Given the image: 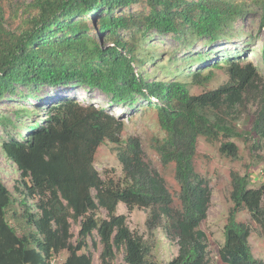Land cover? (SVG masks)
<instances>
[{
  "label": "trees",
  "instance_id": "obj_1",
  "mask_svg": "<svg viewBox=\"0 0 264 264\" xmlns=\"http://www.w3.org/2000/svg\"><path fill=\"white\" fill-rule=\"evenodd\" d=\"M252 1L264 26V0ZM139 4L144 9L126 11ZM248 10L244 2L233 0H0V101L21 100L28 107L42 87L74 84L101 93L121 110L145 102L156 111L164 132L154 150L163 166L174 164L179 187L175 200L138 142L122 145L124 123L118 114L73 97L44 105L42 123H27L25 137L19 133L0 143L23 188L16 201L0 180V264H51L63 251L64 264H93L82 252L88 239L94 248L100 246L99 264H117L120 254L123 264H162L148 260L150 245L130 230L126 215L116 214L119 203L129 213L148 209L149 233L165 223L166 236L178 247L165 264H208V238L200 226L207 218L211 189L194 168L197 140L242 138L237 123L244 96L261 77L239 53H230L231 58L218 55L219 60L211 62L210 50L201 54L192 46L229 40L230 28ZM151 33L170 36L194 53L170 60L181 62L174 69L160 68L157 56L142 50ZM262 56L264 70V47ZM205 63L208 71L202 76L197 65ZM146 64L154 71L147 73ZM221 67L228 75L225 84L190 94L189 83L208 82L213 69ZM157 71L174 73L173 79H155ZM260 96L262 107L249 134L264 139V84ZM26 107L15 111V117H24ZM105 141L117 146L122 184L102 179L94 167L95 153ZM237 151L230 141L219 147L232 159ZM249 177L230 173L232 207L218 249L224 264H263L249 247L251 228L236 219L245 211L264 232V184L251 188ZM15 203L27 229L22 234L7 217ZM101 209L106 218H98ZM72 223L79 224L75 242Z\"/></svg>",
  "mask_w": 264,
  "mask_h": 264
},
{
  "label": "rangeland",
  "instance_id": "obj_2",
  "mask_svg": "<svg viewBox=\"0 0 264 264\" xmlns=\"http://www.w3.org/2000/svg\"><path fill=\"white\" fill-rule=\"evenodd\" d=\"M29 1L31 0H12V3ZM233 1L244 2L249 10L242 18L237 19L232 28H230L229 36L231 38L227 41L219 40L208 47H204L201 43H196L192 46L194 52L201 54H205L207 50H210L211 62L218 61V55L231 58L233 54L230 53H239L241 59H244V63L249 61L252 66L258 68L261 77L244 96L245 108L237 123L239 132L244 133L242 138L211 141L204 137H199L197 140L194 168L196 172L209 180L211 189V201L207 210V218L200 226V229L208 238V264H224L218 257V249L223 244V227L226 223L228 211L232 207L229 198L231 190L230 173L248 174L251 188H258L261 184H264V139H259L256 135L251 136L249 134L262 107L260 93L264 84L262 66L264 26L260 24L261 11L253 4L252 0ZM144 7V4L134 5L126 9V11H140ZM126 36L128 35L126 34ZM142 48L144 53L155 54L157 56L156 62H159L158 67L163 69L178 67L181 63L180 61L171 63L170 60H182L187 55L194 53L191 50H188V52L184 51V47L180 46L172 37L159 36L156 33L150 34L149 39L146 44H143ZM228 53L230 55H227ZM208 65L209 63L197 65V69L201 71L202 76L207 74ZM145 71L147 73L153 72V66L146 64ZM185 72L183 71V76L186 74ZM212 72V77L208 82L201 85L189 83L191 95H199L205 91L216 89L228 81L225 67L213 69ZM173 75L174 73L157 71L155 79H173ZM177 78L179 80L184 79L182 76ZM186 81L190 82L191 79L186 78ZM18 92L26 93L29 91L18 88ZM35 96L36 99L29 100L30 105L28 107L24 106L27 104L21 100L3 98L0 101V143L4 140H9L11 137H16L19 133L25 137L27 133L23 129L27 127V123H33L35 120L38 123H42L44 116L42 108L44 105H49L66 97H73L81 104H93L113 114H118L124 123V129L120 135L122 145L128 144L131 140L138 142L145 154V159L151 162L164 180L168 192L176 200L179 187L174 179V164L163 166L154 150L155 143L164 138V132L158 124L156 111L147 108L145 102L135 104L133 109L121 110L118 107L109 105L108 99L101 93L75 86L74 84L56 88L42 87L35 93ZM21 106L26 107L28 113L26 112V115L22 118H16L14 112L21 109ZM225 141H230L236 145L238 151L234 159L225 157L219 152L221 143ZM254 144H256V148H253ZM94 167L104 180L112 179L118 184H122L125 181L122 166L117 157V146L110 142L105 141L98 147L94 156ZM0 180L13 199L18 201L22 198L21 191H23V188L19 184V172L16 166L4 156L1 149ZM92 194L94 195L93 191ZM32 201L31 199L30 202ZM262 203L264 204V200ZM33 211L36 212L35 209ZM14 212L15 215H12ZM21 213L22 209L17 203L12 204L7 213L10 225L15 228L18 234L27 231L20 218ZM116 214L126 215L130 230L141 237L144 243L150 245L149 261L165 264L177 255L178 247L174 241L166 236L165 228L163 227L164 222L152 233L148 232L145 226V221L149 214L148 209L135 208L129 213L124 204L119 203ZM97 216L102 219L106 218V212L101 209L98 211ZM236 219L251 228V235L248 239L249 247L253 256L264 264V232L250 219V215L245 211L237 214ZM78 230L79 224L72 223L73 242L77 238ZM95 240L97 241L96 236ZM82 252L92 257L93 264H99V245L94 248L92 241L88 239V248ZM66 257L67 252L63 251L52 259L51 264H64ZM116 263L123 264L121 254L117 257Z\"/></svg>",
  "mask_w": 264,
  "mask_h": 264
}]
</instances>
